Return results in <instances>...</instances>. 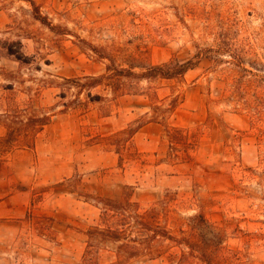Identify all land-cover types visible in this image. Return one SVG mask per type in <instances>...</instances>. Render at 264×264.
<instances>
[{"label": "rangeland", "instance_id": "374dc122", "mask_svg": "<svg viewBox=\"0 0 264 264\" xmlns=\"http://www.w3.org/2000/svg\"><path fill=\"white\" fill-rule=\"evenodd\" d=\"M98 53L137 72L196 62L184 80L142 83L180 97L168 122L197 134L191 158L183 142L171 152L160 124L129 138L146 97L111 101L99 87L103 99L90 100L66 82L105 74ZM9 100L54 117L35 148L0 154V264H78L99 218L82 195L124 193L145 208L169 196L177 236L193 233L199 251L222 240L235 256L216 264H264V0H0V114ZM197 214L210 226L189 220ZM170 247L130 264H205Z\"/></svg>", "mask_w": 264, "mask_h": 264}, {"label": "trees", "instance_id": "16d2710c", "mask_svg": "<svg viewBox=\"0 0 264 264\" xmlns=\"http://www.w3.org/2000/svg\"><path fill=\"white\" fill-rule=\"evenodd\" d=\"M34 17L43 25L54 29L46 17H43L33 2ZM98 51L97 48H94ZM10 54L14 55L12 50ZM99 58L107 60L105 74L101 76H87L84 78L66 79L79 91H86L90 100L95 97L91 91L104 87L112 95L111 101H117L127 96L146 97L150 104V112L137 120L138 126L131 130L129 138L133 137L144 126L160 124L165 128V140L173 152L179 144H184L187 158H191L189 151L198 146L197 134H192L187 128L169 125V119L175 114L182 101L179 96L160 99L151 86L144 88L142 83L152 85L160 80H184L185 75L196 67L193 59L187 62L177 61L171 64L149 65L137 72L134 67L123 68L117 65L114 57L109 54L98 53ZM18 59H22L19 56ZM13 89V85L8 86ZM10 101V100H9ZM248 107V106H247ZM251 110V108H248ZM256 114V110H253ZM54 114L46 108H38L31 101L24 107L7 103V109L0 114V124L6 134L0 137V154H9L14 149H33L38 136L51 124ZM85 203L99 210V218L95 224L85 231L86 245L83 256L78 264H130L138 260H159L166 253L164 244L170 248L182 249L180 262L198 259L205 264L215 262H229L234 260L231 255H224L222 240L207 243L199 251L196 249L194 234H188L180 229V233L187 236L179 237L167 224L169 196L149 207L133 199V194L124 193L120 198L93 196L83 194ZM39 199L34 200V202ZM30 221L36 219L31 210L28 215ZM200 222L203 226H210L204 214H197L189 218ZM54 224L55 220L50 218ZM192 228V227H191ZM184 249L188 251L185 252ZM174 256V255H173Z\"/></svg>", "mask_w": 264, "mask_h": 264}, {"label": "crops", "instance_id": "0c3cea01", "mask_svg": "<svg viewBox=\"0 0 264 264\" xmlns=\"http://www.w3.org/2000/svg\"><path fill=\"white\" fill-rule=\"evenodd\" d=\"M4 107L6 108V106H4ZM52 121H53V120H52ZM51 124H52V122H51ZM51 124H50V125H51ZM0 125H1V124H0ZM50 125H48V126H50ZM149 125H151V124H149ZM1 126H2V125H1ZM48 126H47V127H48ZM146 126H148V125H146ZM146 126H144L143 128H145ZM2 127H3V126H2ZM47 127H46V128H47ZM3 128H4V127H3ZM46 128H45V129H46ZM143 128H142V129H143ZM4 129H5V128H4ZM45 129H44V131H45ZM44 131H43V132H44ZM43 132H42V133H43ZM42 133H41V134H42ZM5 134H6V130H5ZM5 134H4V135H5ZM41 134H40V135H41ZM4 135H3V136H4ZM40 135L38 136L37 141H38ZM1 137H2V136H1ZM37 141H36V144H37Z\"/></svg>", "mask_w": 264, "mask_h": 264}]
</instances>
